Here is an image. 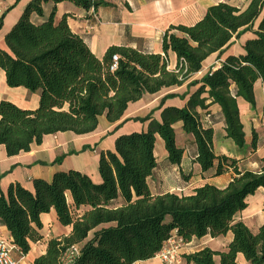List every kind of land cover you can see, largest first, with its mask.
<instances>
[{
  "label": "trees",
  "instance_id": "obj_1",
  "mask_svg": "<svg viewBox=\"0 0 264 264\" xmlns=\"http://www.w3.org/2000/svg\"><path fill=\"white\" fill-rule=\"evenodd\" d=\"M48 2L70 3L85 13L110 6L108 0H30L5 34L6 49L0 48L5 84L39 93L35 110L0 101V146L7 156L28 152L31 145H40L45 135L89 134L102 115L110 123L117 122L129 104L164 88L186 84L188 99L181 108L161 109L166 99L176 96L166 95L160 101L159 120L152 116L154 111L134 118L147 123L146 128L118 136L112 150L99 154L100 183L68 170L55 173L50 182L33 179V192L15 183L6 195L0 193V225L10 235L16 252L26 256L42 240L40 216L53 209L57 222L69 232L49 238L44 252L31 264H61V255L72 246L79 249L72 264L144 262L159 253L173 232L183 243L228 232L232 235L225 251L203 247L182 254L183 264H239L238 254L249 264H264V225L253 234L235 221L247 206L246 198L264 188V159L258 171H249L239 170L235 159L216 156L213 129L202 127L198 112L217 105L225 137L238 148L244 146L237 99L253 107L254 84L264 83V0H251L243 10L217 3L206 8L193 25L170 26L160 36L162 55L111 46L101 59L71 31L65 16L54 23L55 8L44 22L32 23L31 15L43 16L42 4ZM9 9L0 14V28ZM246 32L253 38L244 43L243 55H228L219 68L196 78L207 58H220L233 39ZM114 55L117 66L110 70ZM171 55L175 57L173 65ZM177 122L192 137L194 162L201 172L214 170L213 176H220L231 171L224 188L204 184L189 195L151 193L147 179L157 165V140L163 143L168 163L179 165L183 158L172 127ZM255 146L256 134L252 133L251 148ZM61 160L62 156L54 162ZM118 198L122 204L113 206Z\"/></svg>",
  "mask_w": 264,
  "mask_h": 264
},
{
  "label": "crops",
  "instance_id": "obj_2",
  "mask_svg": "<svg viewBox=\"0 0 264 264\" xmlns=\"http://www.w3.org/2000/svg\"><path fill=\"white\" fill-rule=\"evenodd\" d=\"M30 0H1L0 9L5 11L2 26L0 28V48L6 49L4 36L15 24ZM251 0H108L110 6L101 7L95 12L97 20L92 15L77 9L70 3L51 2L42 4L43 16L31 15L34 24L44 22L54 9L53 21L58 23L63 16L71 31L77 34L89 47L90 51L101 59L106 50L111 46H127L137 48L145 53H159L162 55L160 36L170 26H190L199 21L206 8L217 3H227L243 10ZM1 14V13H0ZM176 33V32H175ZM253 35L246 32L238 38H234L228 50L217 58L215 55L207 58L201 71L196 75L199 78L209 70H215L221 66L222 61L228 56H240L244 54V43L252 39ZM173 65L174 56H169ZM234 93V87L231 88ZM192 91V89L190 90ZM186 84L178 87L164 88L156 94H146L140 100L128 105L122 118L114 123L106 120L105 116L98 117L97 128L85 135H76L72 132L45 135L40 145L33 144L28 152H20L15 156H7L4 146H0V193L6 195L11 184L18 183L30 192H33V179H43L50 182L57 172L76 170L88 176L93 183H100L98 174L99 154L112 150L115 139L118 136L143 131L147 123L135 121L134 118H143L151 111L153 117L159 120L160 111L165 107L184 106L188 99ZM169 94L176 95L168 98L160 107L161 99ZM184 99L180 96L184 95ZM254 106L241 99H237L240 121L243 126L245 143L238 148L232 140L225 137L223 131V119L217 105H211L206 110H198L203 128L213 129L212 148L216 156L224 155L237 160L239 170L258 171L261 160L264 159V83L256 81L253 87ZM10 101L21 109L35 110L39 103V93L29 92L22 87L11 88L5 84L4 72L0 69V101ZM209 102V101H208ZM175 132V144L183 149L184 155L179 165H171L166 160V154L157 140L155 148L160 149L161 163L157 165L148 177V187L153 195L163 193H175L177 195H189L192 191L204 184L224 188L231 180V171L220 176H213V172L203 173L198 164L194 162L195 148L192 137L185 134L177 122L173 126ZM252 133L256 134L255 149L251 148ZM83 147H88L82 150ZM155 155V149H154ZM62 156L59 163L54 162ZM157 159V158H156ZM70 201V199H68ZM246 208L236 215V222H242L248 230L255 234L261 225H264V188H258L253 195L246 198ZM122 204L120 198L112 202L113 206ZM43 225L41 233L50 231V237H60L68 234L69 229L60 225L53 209L40 216ZM0 231L9 236L4 227L0 225ZM231 233L218 238L205 236L201 239H193L184 243L180 251L182 254H190L208 247L213 251H225L231 241ZM34 253L26 256L19 255V264L24 259L25 264H31L34 257L43 253L32 247ZM239 264H249L241 254L237 255ZM135 264H160L152 258Z\"/></svg>",
  "mask_w": 264,
  "mask_h": 264
},
{
  "label": "built area",
  "instance_id": "obj_3",
  "mask_svg": "<svg viewBox=\"0 0 264 264\" xmlns=\"http://www.w3.org/2000/svg\"><path fill=\"white\" fill-rule=\"evenodd\" d=\"M0 13H2L1 9ZM89 13L92 15L94 20H97L93 9H90ZM117 62L118 57L116 55L112 56L110 70H114L116 68ZM42 235V240L34 244L36 245V249L38 251H41L42 247L45 246L46 241L51 238L49 230ZM184 245L185 244L182 242V240L176 236L175 232H173L170 238L163 244L161 250L154 258L157 259L160 264H180V251ZM14 249L15 248L12 244L10 235L7 236L2 231H0V264H19V261L13 255ZM78 254V246H72L61 255V264H72Z\"/></svg>",
  "mask_w": 264,
  "mask_h": 264
},
{
  "label": "rangeland",
  "instance_id": "obj_4",
  "mask_svg": "<svg viewBox=\"0 0 264 264\" xmlns=\"http://www.w3.org/2000/svg\"><path fill=\"white\" fill-rule=\"evenodd\" d=\"M2 10H3V8H1V12H3ZM158 141L160 142V145H161V147H162V150L164 151L162 141H161L160 139H158ZM164 153H165V151H164ZM155 157L157 158L158 162L161 163V161H162V160H161V159H162V156H161V154H160V149H159L158 147L155 148ZM32 249H33V248H32ZM32 249H31V251H30V254H31V255L34 253V251H33ZM35 253H36V248H35ZM13 255H14V257H15L17 260L19 259V255L17 254V252H16L15 249L13 250ZM30 258H31V256H29V257H27L26 259H24V260L22 261L21 264H25L26 260H29ZM216 260H217V258H216ZM180 264H183V261H180Z\"/></svg>",
  "mask_w": 264,
  "mask_h": 264
}]
</instances>
